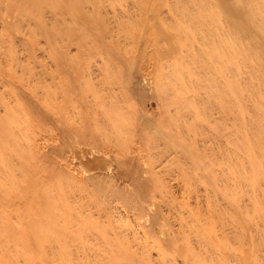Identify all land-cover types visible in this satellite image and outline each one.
Masks as SVG:
<instances>
[{
  "label": "rangeland",
  "instance_id": "obj_1",
  "mask_svg": "<svg viewBox=\"0 0 264 264\" xmlns=\"http://www.w3.org/2000/svg\"><path fill=\"white\" fill-rule=\"evenodd\" d=\"M0 264H264V0H0Z\"/></svg>",
  "mask_w": 264,
  "mask_h": 264
}]
</instances>
